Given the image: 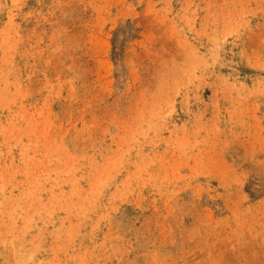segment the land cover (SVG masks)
Listing matches in <instances>:
<instances>
[{
    "label": "rangeland",
    "instance_id": "obj_1",
    "mask_svg": "<svg viewBox=\"0 0 264 264\" xmlns=\"http://www.w3.org/2000/svg\"><path fill=\"white\" fill-rule=\"evenodd\" d=\"M0 264H264V0H0Z\"/></svg>",
    "mask_w": 264,
    "mask_h": 264
}]
</instances>
